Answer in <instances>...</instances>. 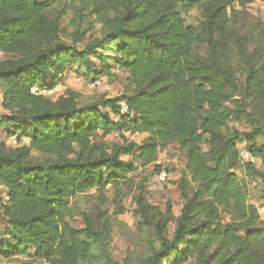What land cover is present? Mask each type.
I'll use <instances>...</instances> for the list:
<instances>
[{"label": "trees", "instance_id": "16d2710c", "mask_svg": "<svg viewBox=\"0 0 264 264\" xmlns=\"http://www.w3.org/2000/svg\"><path fill=\"white\" fill-rule=\"evenodd\" d=\"M254 1L0 0V53L7 56L0 58L1 107L7 134L18 142H0V185L8 198L2 210L10 225L9 236L0 235L1 257L32 249L49 264L93 263L92 224L87 220L86 230L72 224L71 199L135 171V162L119 158L132 145L109 151L96 139L129 126L149 134L134 153L141 165L156 163L171 144L187 157L177 217L171 206L162 212L138 196L140 225L151 227L160 243L146 264H264V222L249 200L248 181L235 172L242 142L264 160V36L250 47L228 15L237 3ZM193 10L201 30L187 24L184 15ZM69 14L70 41L62 37ZM96 23L99 36L78 48ZM75 65L94 80L125 71L130 88L93 104L70 89L56 100L34 91L54 90ZM232 120L251 129L231 128ZM248 164L264 182V170ZM106 264L120 263L106 258Z\"/></svg>", "mask_w": 264, "mask_h": 264}, {"label": "rangeland", "instance_id": "374dc122", "mask_svg": "<svg viewBox=\"0 0 264 264\" xmlns=\"http://www.w3.org/2000/svg\"><path fill=\"white\" fill-rule=\"evenodd\" d=\"M236 13L228 9L235 30L246 38L250 47H255L257 39L264 36V0H255L245 5L236 4ZM188 25L202 29L199 20V12L193 10L184 15ZM72 15L64 17L62 27L66 30L63 38L70 41L67 33L73 32L70 24ZM101 24L96 23L94 29L89 31L86 39H81L77 47L83 49L87 42L99 36ZM261 32V35H260ZM205 50L202 49V53ZM4 54L0 58H6ZM98 63L97 57L93 58ZM117 77L109 78L100 76L93 79L92 71L78 65L69 66L68 70L61 76L59 84L52 91L45 90L43 86H35L38 92H42L51 99L56 100L59 96L70 89L80 94V100L85 104H93L104 99L117 98L130 88L129 80L125 71L115 69ZM1 92V90H0ZM7 112L0 106V142L6 141L9 146H16L17 139L7 134L8 126L4 124ZM231 128L249 131L250 125L246 122L232 120ZM149 137L147 133L134 132L133 127L123 129L113 128L108 134L99 133L97 140H101L109 151L117 145L127 147L132 145L133 152L122 151L119 158L123 161L135 162L136 169L128 178L118 183H109L104 190L93 189L86 194H81L71 199L72 216L70 218L75 227L86 230L87 220L92 224L94 238L87 240L93 245L95 256L92 264H106V258H110L120 264H146L153 249L160 246L159 240L153 229L149 226L140 225L137 210L138 196L143 195L152 206L165 212L171 206L174 216H178L185 201L179 181L182 171L185 170L187 157L185 152L176 144L161 148L158 153V161L151 165H141L134 159V153H138L139 146ZM28 143V140H23ZM263 143V139H259ZM207 150V147H203ZM246 142L240 144L241 162L235 172L248 181L250 185V202L254 204L264 222V182L257 178L248 168L250 156L247 154ZM35 158L43 160L46 157L34 152ZM259 170H264V160L257 159L252 162ZM157 165L161 166L160 172ZM107 170L106 173H110ZM162 174H166L163 179ZM7 190L0 185V235L8 237L7 230L10 228L4 217L2 205L7 202ZM175 224L171 223L168 228V236L172 237ZM35 252L28 249L26 253L13 258L0 256V264H49L34 256ZM163 264H170V260ZM193 264V263H187Z\"/></svg>", "mask_w": 264, "mask_h": 264}, {"label": "built area", "instance_id": "2783aa9c", "mask_svg": "<svg viewBox=\"0 0 264 264\" xmlns=\"http://www.w3.org/2000/svg\"><path fill=\"white\" fill-rule=\"evenodd\" d=\"M34 91L37 92V89H34ZM120 105H121V112H122V114L128 113V107H127L126 102L125 101H122V102H120ZM247 154L251 158L250 161H252V162H255L256 161V159L254 158V156L251 155L250 152L247 151ZM162 177L164 179L166 177V174H162Z\"/></svg>", "mask_w": 264, "mask_h": 264}, {"label": "crops", "instance_id": "0c3cea01", "mask_svg": "<svg viewBox=\"0 0 264 264\" xmlns=\"http://www.w3.org/2000/svg\"><path fill=\"white\" fill-rule=\"evenodd\" d=\"M1 54H2V53H0V55H1ZM2 101H3V96H2V93L0 92V106H1Z\"/></svg>", "mask_w": 264, "mask_h": 264}]
</instances>
